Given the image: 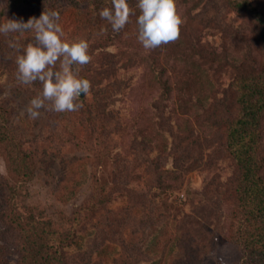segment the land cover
<instances>
[{"label": "rangeland", "instance_id": "obj_1", "mask_svg": "<svg viewBox=\"0 0 264 264\" xmlns=\"http://www.w3.org/2000/svg\"><path fill=\"white\" fill-rule=\"evenodd\" d=\"M192 2L178 0L185 20ZM108 6V0H0V23L6 18L24 22L39 18L45 8L58 11L66 37L87 39L93 56L80 73L92 85L86 97L81 95L84 107L69 113L42 109L39 119L30 120L26 112L21 113L42 85L17 84L15 59L22 51L10 48L8 41L17 36L23 48L32 42V34L0 35V264H18L19 232L6 224L17 219L15 214L33 213L57 228L66 227L71 212L96 187L94 178L101 195L108 198L64 248L68 264H91L80 259L83 252L96 264H235L241 250L229 231V219L236 172L220 141L224 123L213 124L203 112L198 117L181 114L179 96L184 92L179 90L181 77L174 70L181 62L173 57L176 48H169L167 60L162 46L156 54L159 64L154 65L149 51L138 42L136 15L119 33L108 22H104L105 30L96 29L100 10ZM131 6L135 9L136 5ZM224 15V21L234 26L249 20L232 11ZM221 36L220 30L202 28V41L212 46L221 43ZM121 48L124 58L119 55ZM127 56H131L130 63L124 64ZM107 62L112 64L109 73H104ZM152 67L155 73L165 69L163 79L170 91L163 96L162 84L154 82L149 70ZM115 77L121 82L113 85ZM201 78L191 92L196 110L199 103L208 105L213 91L221 96V87L229 81L227 73L214 79L208 72L207 78ZM158 99L165 103L163 120L156 108ZM98 107L101 110L96 113ZM217 107L218 115L222 114L223 107ZM100 113L102 124L97 118ZM5 124L34 161L31 178L19 175L7 161ZM186 124L200 135H209L210 143H201L196 165L180 172L181 186L164 189L155 180L154 164L161 171L174 168L170 151ZM261 142L264 150V133ZM190 162V158L184 160V166ZM160 175L170 181L167 173ZM202 238L207 244L204 251ZM187 255L196 258L186 263Z\"/></svg>", "mask_w": 264, "mask_h": 264}, {"label": "trees", "instance_id": "obj_2", "mask_svg": "<svg viewBox=\"0 0 264 264\" xmlns=\"http://www.w3.org/2000/svg\"><path fill=\"white\" fill-rule=\"evenodd\" d=\"M192 1L186 12L187 19L181 28L180 38L175 43L164 45L167 60L170 58L169 48L174 47L176 52L173 57L177 58L176 61H181L180 67L174 68L181 77L179 90L184 92L179 96V108L183 116L193 114L194 117H198L203 112L205 116L206 114L208 117L211 116L213 124L224 123L220 141L223 150L233 160L236 172L231 189L232 208L229 219L231 222L229 231L241 250L240 259L235 264H264V150L261 142L264 133V0L261 2L257 0ZM129 3L136 5L137 0H129ZM198 5L201 6L200 9L192 12L191 9H195ZM219 9H222L223 13ZM207 10L208 15H206ZM226 11L238 13L249 20L235 26L228 24L224 21ZM104 22L107 21L100 17L95 24L98 31L101 28L106 29L103 26ZM204 27L221 31L222 41L219 45L212 46L202 41ZM161 48L149 51L154 65L159 64L156 54L160 53ZM124 54L125 51L121 48L120 57L124 58ZM127 59L129 61H124V64L130 63L131 56H127ZM111 64L107 62L102 72L109 73ZM149 70L155 77L154 82L159 81L162 84L163 96V93L169 90L166 79H163L165 69H159L157 73L153 71V67ZM208 72L212 73L214 79L227 73L229 81L221 87V96H217L216 91H213L208 105L205 106L206 101L203 102L204 105L199 103V109L196 110L197 107H192L194 102L191 99V92L196 90V83H201V76L208 77ZM113 79V85H115L114 81L121 82L119 77ZM159 99L156 100V108H159V118L163 120L162 108L165 103ZM217 106L223 107V113L220 115L216 112ZM99 110L100 107L96 113L100 112ZM2 112L0 108L1 116H3ZM225 114H228V117H225ZM100 115L97 118L100 119L99 124H102L103 115L102 113ZM180 135L175 139L176 142L173 143L170 151L174 168H164L161 171L156 162L154 164L155 180L158 184H164L162 185L164 189H178L182 179L180 172L196 165L200 159L201 143H210L209 135L208 137L200 135L188 124L180 129ZM212 137H215V134ZM5 146L6 158L11 168L22 177L31 178L34 161L26 151H22L17 138L6 124ZM189 158L191 162L184 166V160L188 161ZM150 163L152 166V160ZM162 172L169 175V182L163 181L164 177L160 179ZM94 184L96 187L93 188L90 197L71 212L66 227L57 228L53 226L51 220L38 219L33 213L25 216L15 214L14 217L17 219L6 223L9 229H17L19 232L18 264H68V256L64 248L72 243L83 221L92 218L108 198V195H101L96 178ZM205 232L210 233L208 230ZM201 240L200 248L204 251L207 244L203 242V238ZM197 256L198 258L187 255L185 262L189 263L192 258L199 260V255ZM79 257L88 263H97L91 262L90 255L87 256L84 252L79 254Z\"/></svg>", "mask_w": 264, "mask_h": 264}, {"label": "clouds", "instance_id": "obj_3", "mask_svg": "<svg viewBox=\"0 0 264 264\" xmlns=\"http://www.w3.org/2000/svg\"><path fill=\"white\" fill-rule=\"evenodd\" d=\"M108 3L110 6L99 12L101 19L119 33L136 15L137 39L148 51L175 43L186 22L178 0H137L135 9L129 0H108ZM60 19L58 11L45 8L39 18L30 17L27 22L6 18L0 23V35L32 34V42L23 48L17 36L8 41L10 48L22 51L15 59L17 84L30 86L40 82L42 85V90L21 113L26 112L30 120L39 119L42 109L55 113L81 110L84 107L81 95L86 97L92 88L90 80L80 75L93 60L90 43L85 38L68 39Z\"/></svg>", "mask_w": 264, "mask_h": 264}]
</instances>
